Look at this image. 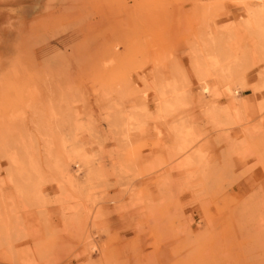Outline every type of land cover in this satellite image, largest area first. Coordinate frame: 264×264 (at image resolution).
Listing matches in <instances>:
<instances>
[{"label":"rangeland","instance_id":"rangeland-1","mask_svg":"<svg viewBox=\"0 0 264 264\" xmlns=\"http://www.w3.org/2000/svg\"><path fill=\"white\" fill-rule=\"evenodd\" d=\"M0 264H264V0H0Z\"/></svg>","mask_w":264,"mask_h":264},{"label":"bare ground","instance_id":"bare-ground-1","mask_svg":"<svg viewBox=\"0 0 264 264\" xmlns=\"http://www.w3.org/2000/svg\"><path fill=\"white\" fill-rule=\"evenodd\" d=\"M41 110H37V109H35V110H33V118H34V123L36 124H34V126L35 127H38V128H40V129H42L43 128V123H42V115H41ZM23 116H24V113L22 112V111H18V112H16L14 115H13V123H15V122H17L16 124H18V123H21L22 122V120H23ZM19 126V125H18ZM44 130V129H43ZM39 131V130H38ZM12 147H14V148H16L17 147V145H16V143L15 142H13L12 143ZM31 163V162H30ZM2 259V258H1Z\"/></svg>","mask_w":264,"mask_h":264}]
</instances>
